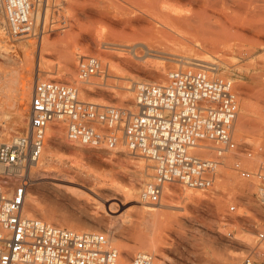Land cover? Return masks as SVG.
<instances>
[{"label":"rangeland","instance_id":"obj_1","mask_svg":"<svg viewBox=\"0 0 264 264\" xmlns=\"http://www.w3.org/2000/svg\"><path fill=\"white\" fill-rule=\"evenodd\" d=\"M113 1L48 0L47 5H44L39 11L40 16H38L34 32L24 37L11 36L7 32L0 4V91L7 92L3 97L5 99L2 100L3 103L5 101L3 107L6 104L4 107L6 111L4 110V113L9 121L12 124L17 122L20 110L25 107L16 96H13L24 77H29L32 80V90L37 78L55 79L76 83L79 87L81 100L133 108V100L131 104L126 101L121 104L104 97L100 93L101 88L92 91L86 89L85 86H90L89 82L91 81L95 85L108 86L112 90H118L122 82L134 80L131 82V92L135 97L134 82L161 83L166 80L167 75L161 78L163 67L169 66L168 71H171L205 64L215 68L216 76L230 79L233 83L239 102V113L235 123L236 138L255 148L259 146L263 148L262 157L253 159L249 165L254 167L260 161H264V31L260 34L247 31L243 37L226 35L216 38L211 45L207 41L201 43L205 38L188 33H185L184 37L183 33L178 34L171 30L167 34L146 33L145 31L138 33L139 31L133 32L122 27L118 15L123 9L117 6L118 1ZM177 3L178 7L184 5L183 1ZM43 41L47 48L41 49ZM127 43L130 44L128 49H132L134 46L135 50L144 54L137 63L127 61L128 53H125L126 50L123 49V47L126 48L124 44ZM153 47L158 48V51H153L155 50ZM147 48H151V51L147 52ZM66 50L72 54L70 61L64 55ZM80 52L81 54L85 53L81 55ZM118 53L122 55H118ZM80 55L99 57L103 62L104 72L81 82L78 78L77 66L76 69L72 67L74 66L73 57H76L77 65ZM41 58L42 63L40 62ZM62 68L72 70V75L58 76L62 72ZM32 90L27 104V119ZM98 91H100L99 94ZM10 92L13 97L9 98ZM7 96L8 101L6 102ZM14 97L15 101L12 99ZM244 104L250 108L247 110L249 113L242 109ZM243 110L246 114L243 113ZM27 122L28 120L25 124H14V129L8 138L14 133L24 132L28 126ZM59 124L62 126L60 127ZM59 127L63 129V136H66L64 123L53 122L48 126L43 156L38 166L34 168L36 179L29 191L39 196L41 204L45 207V212L40 213L39 210L32 212L28 206L29 198L26 205V213H30L29 216H39L55 223L47 216L53 215L83 224L89 222L86 218L96 217L100 221L98 227L72 229L107 232L112 238L113 245L121 253L120 261L122 263H128L131 257L126 255L125 249L134 246L137 247L134 253L138 251L151 253L154 256L153 264H241L248 248L256 244V228L264 225V220L260 219V216L264 217V207L258 202L257 188L253 183L241 178L232 170L231 159L228 161V166L220 168V174L213 191L185 189L181 185L173 183L166 187L160 201L152 204L143 203L139 196L141 188L144 183L151 180L154 173L153 162L150 159L131 153L123 145L117 147L120 149L81 146L86 152L73 154L57 144L50 145V137L60 135ZM64 138L66 142L71 143L66 137ZM103 150L111 152L105 153ZM96 158H99L100 162L96 161ZM139 159H145V162L150 165V174L146 180L140 182L136 200L134 198L128 202L122 195L124 194L122 190L126 189L127 183L117 179L113 171L125 170L128 163ZM135 172H130L132 178L138 177V173ZM110 181L119 183L118 193H112L101 187L106 182L109 184ZM51 183L73 189V192L70 191L74 195L64 197L50 188ZM184 190L195 193L190 198H184ZM170 201L180 202V205L178 207L169 206L168 202ZM231 204H236V211H229ZM145 210L150 211L147 217L150 223L146 224L144 228L148 236L151 237L153 230H160L162 227L165 241V246H162L164 255L162 251L150 249L147 243L140 244L135 227L141 217L146 215ZM176 213L181 214L178 216ZM156 217L163 222L158 224L156 221L155 223ZM155 224L157 225L155 226ZM250 226L254 228V239L251 244H245L239 236L244 234ZM64 227L67 225L65 224ZM234 251H239L242 254L241 258L235 261L228 258L229 254Z\"/></svg>","mask_w":264,"mask_h":264},{"label":"built area","instance_id":"obj_2","mask_svg":"<svg viewBox=\"0 0 264 264\" xmlns=\"http://www.w3.org/2000/svg\"><path fill=\"white\" fill-rule=\"evenodd\" d=\"M48 0H0L7 32L29 36L37 14ZM104 72L95 55L78 59L80 81ZM134 106L101 104L79 98L76 83L37 78L33 85L24 132L0 144V264H153L146 251L134 253L128 263L107 232L64 227L26 213L27 194L34 184L47 142L50 123H64L69 142L115 149L153 162L154 173L140 191L143 203L161 200L167 186L213 191L222 166H228L257 188L264 207L263 148L239 141L235 123L239 102L230 79L215 68L198 64L169 71L164 82L137 81ZM247 161V162H245ZM231 204L230 212L236 211ZM256 244L241 264L264 263V225L256 228Z\"/></svg>","mask_w":264,"mask_h":264},{"label":"bare ground","instance_id":"obj_3","mask_svg":"<svg viewBox=\"0 0 264 264\" xmlns=\"http://www.w3.org/2000/svg\"><path fill=\"white\" fill-rule=\"evenodd\" d=\"M114 1H118L117 6L121 7V9H123V11L120 13V15H118V18L121 20L122 27L124 29H130L133 32L139 31L138 33H140V31H143V33H144V31H145L146 33L147 32L148 33L149 32H152V33H154V32L159 33L160 32V33L167 34V33H169V30H171V31L178 32V34L183 33L184 37H185V33H188L190 35L192 34V35L202 37L203 39L205 38L204 41H201V38H200L201 43L202 42L204 43L205 41H207V43L209 42V44L211 45V44H213V41L216 38H221V37L226 36V35L243 37L245 35V32H247V31L254 32L257 34H260L264 31V0H114ZM180 1L184 2L183 7H182V5L179 7L177 6V4H178L177 2H180ZM217 6H220V8H217ZM105 15H107V14L105 13ZM38 16H40V12L37 14V22H38ZM114 17H116L115 14H114ZM37 22H36V25H37ZM166 36H168V35H166ZM180 38H179V40H180ZM188 38H191V37H188ZM176 41H177V38H176ZM178 42H180V41H178ZM191 42H192V40H191ZM129 43H130V41H129ZM129 43L124 44L126 46V48L123 47V49L126 50L124 52L128 53V56H126V55H124V56H126L127 61H134L135 63H137L138 60L142 59V56L144 54L142 55L139 53L141 51L135 50V47L133 46V44H131L133 46V48L128 49L127 47L130 46ZM122 46H123V44H122ZM201 46L203 47V44H201ZM171 47H173V46H171ZM42 48H47L46 44H44V41H43V44L41 46V49ZM153 48H152V50H153ZM120 49H121V47H120ZM154 49L155 50H153V51H156L158 48H154ZM231 49L233 50V47H231ZM149 50L151 51V48H149L147 50V52H150ZM84 53H82V54H84ZM120 53H122V52H120ZM120 53H118V55ZM130 53H131V55H130ZM80 54H81V52H80ZM64 55L66 56V58H68L69 61L71 60L70 56L72 54L70 53V51L66 50L64 52ZM120 55H122V54H120ZM73 58H74L73 59L74 66H72V67L74 69H76V66H77L76 65V57H73ZM7 59H8V57H7ZM40 62L42 63V58H41ZM168 67H163V71L161 73V78H163L164 75H167L169 73ZM63 70H62V72L59 70L61 73H59V74L57 73L58 76H60V77L71 76L73 73L72 70H69V69H66L64 71ZM22 77H24V76H22ZM39 77H40V75H39ZM133 81H131V82H133ZM131 82H129V81L128 82L126 81L125 83L122 82V84L119 85L118 90H112L108 86H98V85H95L94 83H92L90 81L89 83L91 85L85 86V88L88 90L90 89L92 91H96V89L101 88V92L98 91V94H99V92L102 93V95H104V97L110 99L111 101H115V102L117 101L120 103L126 101L129 104H131V102L133 100L132 103L134 104V99H133L134 97H133V94L131 92V90H132V88H131L132 83ZM0 89H1V87H0ZM31 90H32V80L29 77L22 78V83L20 84V87H18L17 90L14 91L15 95H13V96H16L17 99H19L18 101H20L22 106H25V107L23 108V110H20V115H18V117H17L18 118L17 122H13L14 124H25L26 121L28 120L27 116H26V110H27V104L29 101V96H30ZM6 93H5V91L4 92L2 90L0 91V143L4 142L6 139H8V136L10 135L11 131H13L12 129H14V126H13L14 124H12L11 121H9V118H7L6 114L4 113V110H5L4 107L6 104L3 107V104L5 103V101L3 103V100L5 99V98L3 99V97L6 96L5 95ZM10 93H11L10 94L11 96H9V98L13 97L12 92H10ZM6 98H7V100H6V102H7L8 96ZM12 99L14 100L15 97ZM18 101H16V102H18ZM242 109H245V111L248 112L247 110H249L250 108L248 107L247 104H244ZM245 111L243 113H245ZM245 114L243 115L244 117H245ZM12 119H13V116H12ZM61 126L62 125H60V127ZM60 127L58 128L60 131V135L51 136L49 139L50 145L57 144L58 146L66 149L67 151H69L73 154H75V153L77 154L79 152L81 154V153L86 152V150L84 148H82L81 146H77V145L66 142V140L64 138L66 136H63V134H62L63 129ZM117 149H120V148H117ZM103 151H105V153L111 152V151H106V150H103ZM93 158L95 159V157H93ZM96 159H97L96 161L100 162L99 158H96ZM136 159H138V158H136ZM51 170H53V169H51ZM131 171H136L138 173L137 174L138 177L132 178L130 175ZM113 172L116 175L117 179H120V180L125 181L127 183L126 189L122 190L124 193L122 195H124V197L126 198L125 199L126 201L128 200V202H131L134 198L136 200V195H137V192L139 190L140 182L142 183L144 180H146V177L149 176L150 165H148L145 162V159L144 160L139 159V160H134L131 163H128L127 169H125V170L124 169L114 170ZM107 183L108 182H106V184L103 183L105 185H103L101 187L108 189L112 193H116L118 191V187H119L118 182L110 181L109 184H107ZM45 186H46V184H45ZM97 187H100V186H97ZM50 188H53L54 191L60 193L64 197H72L74 195V193H72L73 189H68V187L64 188V186H61V184L58 185L55 183H51ZM119 189H122V188H119ZM185 189H187V188H185ZM194 193L195 192H192L190 190H187V191L184 190V198H190L194 195ZM29 198H30V200H29ZM27 200L30 201V203H28V206H29V209L32 210V212H35L37 210H39L40 213L45 212V207H44V205L41 204V201H40L39 196L37 194L28 192L27 199H26V205H27ZM168 203H169V206L174 205V206L178 207V205H180V202L176 203V202L170 201ZM174 206H172V207H174ZM149 212L150 211L145 210L146 215L145 216L143 215L144 216L143 218L141 217L139 223L135 227V231L137 232V236L139 237L140 244L143 245L144 243H147L150 249L155 250V251H162V253H163L164 249L162 248V246H165L164 245L165 241H164V234L162 232V227H160V230H155V231L153 230L151 233V235H152L151 237H150V235L148 236L147 232L144 230L146 224L150 223V221L147 218L149 216ZM184 214L186 215V213H184ZM47 216H48V219H51V221L53 220V222H55L61 226H65V224H66L67 227H71V228H77V229H86V228H91V227L96 228L100 225V221L98 219H96V217L86 218V219H88L89 222L87 224L86 223L83 224L80 222L69 221V220L64 219V218H58V217H55L53 215H47ZM260 219L264 220V217L260 216ZM156 221H158V224L163 222L162 220H159L157 217L155 219V223H156ZM166 224H168V223L166 222ZM156 225L157 224H155V226ZM86 231H90V230H86ZM253 232H254V228L252 226H250L244 234L239 236L241 241H243V243L245 242V244H251L253 242V239H254L253 238ZM136 248L137 247H134V246L126 248L125 249L126 255L128 257L132 256V254L134 253ZM163 255H164V253H163ZM241 255H242L241 252L234 251V252L229 254L228 258L230 260L235 261V260L240 259ZM165 258H166V255H165ZM216 264H218V263H216Z\"/></svg>","mask_w":264,"mask_h":264}]
</instances>
